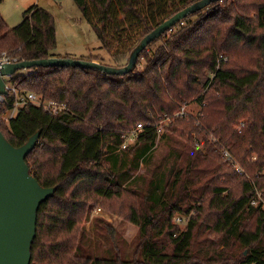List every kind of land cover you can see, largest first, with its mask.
<instances>
[{
	"label": "trees",
	"instance_id": "16d2710c",
	"mask_svg": "<svg viewBox=\"0 0 264 264\" xmlns=\"http://www.w3.org/2000/svg\"><path fill=\"white\" fill-rule=\"evenodd\" d=\"M73 1L111 58L110 67L122 68L146 36L201 0ZM57 47L55 18L46 10L32 7L15 28L0 12V61L72 58L105 65L97 55H58ZM8 82L19 95L35 94L66 108L53 116L26 103L7 121L18 95L9 90L0 105V130L15 148L40 134L26 163L41 187L55 189L38 211L31 264H264V211L252 205L258 195L264 202V0H223L189 15L149 45L128 76L51 67L18 72ZM194 102L202 107L198 118H176ZM167 119L166 134L207 150L209 172L216 176L205 193L197 187L203 170L195 182L185 179L201 149L187 155L191 167L178 169L170 183L161 178L146 195L136 187L133 173L156 149ZM138 125L144 128L135 143L123 149ZM219 145L244 174L222 161ZM253 154L258 160L249 163ZM141 196L145 208L136 204ZM97 208L139 229L132 260L125 259L115 229L100 218L91 223L92 233L111 242L113 251L100 256L88 248L87 225ZM175 214L192 215L183 231ZM201 232L210 233L211 247L197 252ZM222 245L243 252L221 256Z\"/></svg>",
	"mask_w": 264,
	"mask_h": 264
},
{
	"label": "rangeland",
	"instance_id": "374dc122",
	"mask_svg": "<svg viewBox=\"0 0 264 264\" xmlns=\"http://www.w3.org/2000/svg\"><path fill=\"white\" fill-rule=\"evenodd\" d=\"M32 7H39L43 10H46L55 18L58 45L57 50L55 51L56 54H74V58L81 55H97L101 56L103 60L102 63L105 64L104 66L110 67L111 65H113L111 58L104 50L101 49V44L93 29L91 28L89 22L86 20L73 0H4L0 5V12L2 17L7 22L8 26L10 28H15L19 24H21L23 20V14ZM0 62H6V60H2ZM144 67L145 63L142 61L140 68ZM27 73H33V70L20 72V74ZM8 80L9 79H6L7 87H9ZM184 108L187 114L185 118H198L202 110V107L195 102L186 105ZM17 114H14L15 117L17 116ZM11 116L12 113L4 117V119H7L8 121L9 119H11ZM169 124L170 119H167V121H164L162 123V129L161 131H159V137H161V140L158 141L156 149L151 154V156L148 157V161L141 164L139 171L133 173V175L137 178L136 187L140 189L141 195H146L152 187L151 183H154L161 178H165V182L170 183L171 181H173L174 175L176 174L178 169L182 168L185 170L191 167L193 158H188L187 155L194 154L196 156V153L198 152L197 149H201L198 142L194 146L195 149H193L191 145L190 147L188 146L187 140L180 138L172 133L167 132L166 134V132H164V129L168 127ZM135 131L136 130H134L132 133H134ZM132 133L127 135L124 146L126 145L128 147L135 143V139L137 137H135L134 141H131L130 139L128 140L129 136ZM163 135L165 136L163 137ZM211 141L212 143H215L216 139L212 137ZM217 148H219L220 150L221 148L226 149L223 145H219L217 146ZM220 150L219 153L217 152L219 156ZM201 152L202 158L199 159L197 161V164H194L190 170H187L185 172V179H187L189 182H195L197 180V178L195 177L196 174L198 173V171L203 170L204 172L199 175L201 183H199L197 187L201 188L205 193L207 191L209 183L214 179L216 175L215 171L209 172L210 164L213 163L208 160L207 150L201 149ZM220 158L222 159L221 156ZM257 160L258 156L256 154H253L252 158L249 160V163L256 162ZM222 161L224 160L222 159ZM229 166L233 168V166ZM222 180L223 179H220V183L222 182ZM145 198V196H141L139 201L136 200V204L138 203L141 208H145ZM192 204L197 205V202H194ZM99 209L101 210V213H98ZM191 217L192 215L175 214L173 222L178 225L181 231H183L186 228ZM95 218L104 220L115 229L117 235L119 236V239H117L116 241L117 244H119L123 248L125 259L127 261L132 260L135 248L139 243V229L133 224L119 217L118 215L105 211L102 208H97L93 213V217L91 218L90 223L87 225L88 239L93 245L88 248L95 251L100 256L110 255L113 250L111 242H108L104 238L96 236L92 233L91 223ZM177 219H180V222H178ZM211 239L212 237L210 233L201 232L196 242V251L198 252L204 245H210ZM217 252L221 256H240L243 251L241 248L228 250L225 246L222 245L217 248ZM244 254L247 255V252L245 251Z\"/></svg>",
	"mask_w": 264,
	"mask_h": 264
},
{
	"label": "water",
	"instance_id": "95a60500",
	"mask_svg": "<svg viewBox=\"0 0 264 264\" xmlns=\"http://www.w3.org/2000/svg\"><path fill=\"white\" fill-rule=\"evenodd\" d=\"M222 1L201 0L176 14L146 36L131 53L128 64L122 68L72 58L0 62V105L1 98L8 94L6 79L12 78L18 72L35 68L71 67L97 70L108 76H128L134 72L140 56L149 45L170 32L189 15ZM39 137L40 134L37 133L25 145L15 148L0 130V264H31L38 211L55 194V189L40 186L26 163Z\"/></svg>",
	"mask_w": 264,
	"mask_h": 264
},
{
	"label": "built area",
	"instance_id": "2783aa9c",
	"mask_svg": "<svg viewBox=\"0 0 264 264\" xmlns=\"http://www.w3.org/2000/svg\"><path fill=\"white\" fill-rule=\"evenodd\" d=\"M173 30V29H172ZM171 30V31H172ZM8 62V61H6ZM15 62V61H14ZM8 91L9 90H12L13 93L17 94L18 95V99H17V102L15 103V107L14 109L10 112L12 113V116L11 118L15 117V115L17 113H19L20 109L26 104V103H32L38 107H41L44 109L45 112L55 116L59 113H62L65 111V106L64 105H60L56 102H53V101H47V102H44L42 101L41 98H39L37 95L35 94H28V95H19L18 92L13 89V88H10L7 87ZM4 101V97L1 98V103ZM15 114V115H14ZM186 111H185V108L183 107L181 109V112L179 114L176 115V118H184L186 116ZM167 121V120H166ZM144 127H142V125H138L137 126V129L134 133H132L128 140L130 139L131 141H134L135 137L138 136V133L141 132L143 130ZM162 127L159 128V131H161ZM136 140V139H135ZM215 143H218V141L216 140ZM127 146L125 145L123 147V149H126ZM218 152H219V148H217ZM220 156L222 157V159L228 163L229 165L233 166V168L239 173V174H244L243 172V169L241 168V166L239 165V163L237 162V160L233 157V155L226 149L224 148H221L220 150ZM252 205L254 207H258V206H261L262 210L264 211V202L262 201V198H261V195H258V199L256 201H254L252 203ZM98 213H101V210L99 209L98 210ZM178 222H180V219H177Z\"/></svg>",
	"mask_w": 264,
	"mask_h": 264
},
{
	"label": "crops",
	"instance_id": "0c3cea01",
	"mask_svg": "<svg viewBox=\"0 0 264 264\" xmlns=\"http://www.w3.org/2000/svg\"><path fill=\"white\" fill-rule=\"evenodd\" d=\"M71 56V57H74L73 55L74 54H62L61 56ZM85 56H88V55H81V56H79V57H76V58H81V57H85Z\"/></svg>",
	"mask_w": 264,
	"mask_h": 264
}]
</instances>
